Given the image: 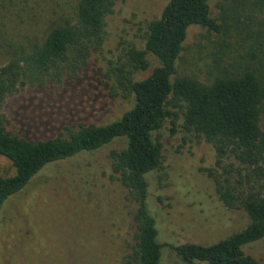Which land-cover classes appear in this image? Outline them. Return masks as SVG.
Returning <instances> with one entry per match:
<instances>
[{
    "label": "rangeland",
    "instance_id": "374dc122",
    "mask_svg": "<svg viewBox=\"0 0 264 264\" xmlns=\"http://www.w3.org/2000/svg\"><path fill=\"white\" fill-rule=\"evenodd\" d=\"M79 0H0V68L15 55L31 52L43 44L55 26L74 21ZM170 0H118L107 18V40L94 52L81 78L68 91L50 84L46 91L26 89L10 97L4 112L10 129L31 139H49L78 131L82 125H106L119 120L134 105L133 97L111 95V81L105 73L111 61H118L132 45L144 49L143 37L150 22L160 18ZM211 16L221 25L216 34L195 25L189 28L178 74L211 82L218 75L252 70L264 82V8L256 0H209ZM139 72L148 76L157 66ZM64 93L53 99L54 92ZM155 134L168 159L167 168L152 177L151 194L159 190L169 197L168 223L161 230L163 245L190 243L211 245L240 232L250 223L243 211L219 213L208 224L200 208L218 213L215 185L208 176L215 169V151L197 144L182 129L179 108ZM264 126V106L262 113ZM126 147L124 139L107 145L92 162L76 159L75 165L60 166L41 174L6 203L0 219V264H119L130 251L136 230L138 205L119 181L107 177L110 154ZM58 172L56 173V171ZM15 170L0 156V176ZM160 176L161 186L158 185ZM155 177V178H154ZM166 221V220H165ZM165 264H183L165 247ZM264 264V241L246 248Z\"/></svg>",
    "mask_w": 264,
    "mask_h": 264
},
{
    "label": "trees",
    "instance_id": "16d2710c",
    "mask_svg": "<svg viewBox=\"0 0 264 264\" xmlns=\"http://www.w3.org/2000/svg\"><path fill=\"white\" fill-rule=\"evenodd\" d=\"M118 0H79L76 18L52 28L43 44L31 52L15 54L0 68V156L15 170L13 176H0V219L9 199L21 193L41 174L75 165L93 158L115 140L124 139L126 147L110 154L107 177L119 181L137 203L134 215V242L119 264H165V247L174 251L183 264H262L246 248L264 241V82L252 70L218 75L211 82L178 74L189 28L195 25L222 33L211 16L209 0H170L160 18L150 22L143 40L144 49L132 45L118 61H111L105 73L111 81V95L133 97L131 110L110 124L82 125L69 137L31 139L10 129L4 112L10 97L26 89L39 91L55 84L68 91L90 64L91 55L107 40V18ZM264 8V0H256ZM157 60L150 74L135 79L139 72L151 69L149 59ZM63 92H54L53 99ZM184 116L182 129L197 144H209L215 151V169L208 176L215 185L218 213L200 208L208 224L224 214L243 211L250 223L215 244L202 245L159 242L168 221L169 197L160 190L152 197V177L167 168V157L155 134L165 121ZM58 170L56 171V173ZM166 172V171H165ZM155 178V177H154ZM160 176L158 185L161 186ZM166 220V221H165Z\"/></svg>",
    "mask_w": 264,
    "mask_h": 264
}]
</instances>
